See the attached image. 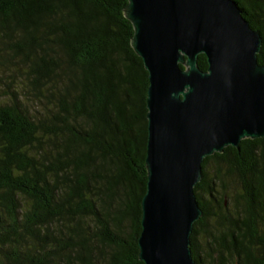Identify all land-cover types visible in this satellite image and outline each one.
I'll list each match as a JSON object with an SVG mask.
<instances>
[{"label": "trees", "instance_id": "1", "mask_svg": "<svg viewBox=\"0 0 264 264\" xmlns=\"http://www.w3.org/2000/svg\"><path fill=\"white\" fill-rule=\"evenodd\" d=\"M236 1L264 65V0ZM127 5L0 0V66L22 75L0 94V264H145L149 73ZM194 190L196 263L264 264V137L207 156Z\"/></svg>", "mask_w": 264, "mask_h": 264}, {"label": "water", "instance_id": "2", "mask_svg": "<svg viewBox=\"0 0 264 264\" xmlns=\"http://www.w3.org/2000/svg\"><path fill=\"white\" fill-rule=\"evenodd\" d=\"M125 14L149 73L139 258L197 264L191 235L203 210L194 188L205 158L264 137L263 38L236 0H128Z\"/></svg>", "mask_w": 264, "mask_h": 264}, {"label": "rangeland", "instance_id": "3", "mask_svg": "<svg viewBox=\"0 0 264 264\" xmlns=\"http://www.w3.org/2000/svg\"><path fill=\"white\" fill-rule=\"evenodd\" d=\"M13 67V66H12ZM1 67L0 66V94L6 98V95L13 89L18 90V86L22 85V75L19 71H15L14 67ZM14 69V71H13ZM28 107L34 112L35 110L43 111L44 108L40 103L34 101L27 103ZM227 190H228V199H232V195L236 193L237 185L231 177L226 179ZM235 192V193H234Z\"/></svg>", "mask_w": 264, "mask_h": 264}]
</instances>
